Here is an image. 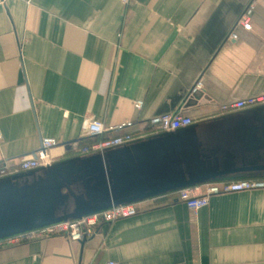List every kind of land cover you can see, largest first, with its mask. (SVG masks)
Wrapping results in <instances>:
<instances>
[{
  "label": "crops",
  "instance_id": "crops-1",
  "mask_svg": "<svg viewBox=\"0 0 264 264\" xmlns=\"http://www.w3.org/2000/svg\"><path fill=\"white\" fill-rule=\"evenodd\" d=\"M263 93L264 0H0V166L46 138L68 159L92 118L135 121L132 132L167 113L203 123ZM139 209L85 242L0 247V264H264V189L214 196L197 213L168 195Z\"/></svg>",
  "mask_w": 264,
  "mask_h": 264
},
{
  "label": "water",
  "instance_id": "water-1",
  "mask_svg": "<svg viewBox=\"0 0 264 264\" xmlns=\"http://www.w3.org/2000/svg\"><path fill=\"white\" fill-rule=\"evenodd\" d=\"M240 115L243 120L231 125L229 117ZM262 174L264 106L1 179L0 241L186 189Z\"/></svg>",
  "mask_w": 264,
  "mask_h": 264
},
{
  "label": "built area",
  "instance_id": "built-area-1",
  "mask_svg": "<svg viewBox=\"0 0 264 264\" xmlns=\"http://www.w3.org/2000/svg\"><path fill=\"white\" fill-rule=\"evenodd\" d=\"M122 1L124 4L130 3V0ZM256 7V3H252L238 22V25L245 31H250L252 29L251 17ZM231 39L236 40L237 35L233 34ZM201 89L202 83L199 81L194 86L192 92L195 94ZM261 106H264V93L221 105L218 108L217 116L233 115ZM135 108L140 110L142 108V102H136ZM196 123H198V120H195L192 116L167 113L153 116L145 123L144 130L132 132L131 130L137 125L135 121H128L118 126H106L103 122L92 118L86 121L84 131L81 135V140H86L87 143L80 145L74 150L73 154L76 157H85L96 153H104L109 150L133 144L150 136L171 133L188 128ZM58 146L59 143L56 139H43L40 149L34 155L24 158L16 165L3 163L0 166V180L13 175L51 166L57 162V159L52 155V150ZM262 188H264V180L249 179L232 182L223 181L186 189L174 193V196L176 201L183 203L193 213H197L199 210L207 207L210 199L214 196L248 192ZM139 204L140 203L112 208L85 217L81 220L63 222L14 236L0 241V247L55 237H64L72 242H83L95 236L98 228L103 225L137 216L140 211ZM107 264L118 263L110 261Z\"/></svg>",
  "mask_w": 264,
  "mask_h": 264
},
{
  "label": "trees",
  "instance_id": "trees-1",
  "mask_svg": "<svg viewBox=\"0 0 264 264\" xmlns=\"http://www.w3.org/2000/svg\"><path fill=\"white\" fill-rule=\"evenodd\" d=\"M76 157L74 154H71V156L69 158H74ZM68 158V159H69ZM264 180V178H247V179H240V180H233V181H241V180ZM226 182H232V181H226ZM175 194H171V195H168L169 198H171V200H174L175 199Z\"/></svg>",
  "mask_w": 264,
  "mask_h": 264
},
{
  "label": "rangeland",
  "instance_id": "rangeland-1",
  "mask_svg": "<svg viewBox=\"0 0 264 264\" xmlns=\"http://www.w3.org/2000/svg\"><path fill=\"white\" fill-rule=\"evenodd\" d=\"M262 189H264V188H262ZM262 189H257V190H262ZM252 191H256V190H252Z\"/></svg>",
  "mask_w": 264,
  "mask_h": 264
}]
</instances>
